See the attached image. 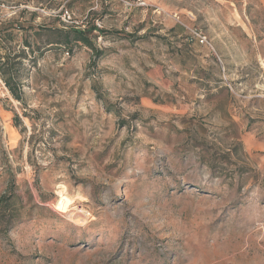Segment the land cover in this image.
Here are the masks:
<instances>
[{
    "label": "rangeland",
    "instance_id": "374dc122",
    "mask_svg": "<svg viewBox=\"0 0 264 264\" xmlns=\"http://www.w3.org/2000/svg\"><path fill=\"white\" fill-rule=\"evenodd\" d=\"M142 1L0 0V264H264V0Z\"/></svg>",
    "mask_w": 264,
    "mask_h": 264
},
{
    "label": "trees",
    "instance_id": "16d2710c",
    "mask_svg": "<svg viewBox=\"0 0 264 264\" xmlns=\"http://www.w3.org/2000/svg\"><path fill=\"white\" fill-rule=\"evenodd\" d=\"M94 33L99 36L105 35V31L98 28L95 25H92L84 30H70L69 32H63L60 37V44L64 46H69L73 41L83 44L84 46L93 50L95 55L101 56V52H98L94 49L90 37H95ZM26 44V43H25ZM28 47V44H26ZM10 55H4V61L1 63L0 61V77L3 79V83L10 94L14 97L15 100L20 101L21 97L19 96L16 88H17V77L14 74V70L17 64L13 63L12 59L9 57ZM2 201V198H1Z\"/></svg>",
    "mask_w": 264,
    "mask_h": 264
},
{
    "label": "built area",
    "instance_id": "2783aa9c",
    "mask_svg": "<svg viewBox=\"0 0 264 264\" xmlns=\"http://www.w3.org/2000/svg\"><path fill=\"white\" fill-rule=\"evenodd\" d=\"M137 6H144V2L142 0H136ZM196 39L200 44H206L209 45L206 38L202 36L200 33H195ZM210 46V45H209Z\"/></svg>",
    "mask_w": 264,
    "mask_h": 264
}]
</instances>
